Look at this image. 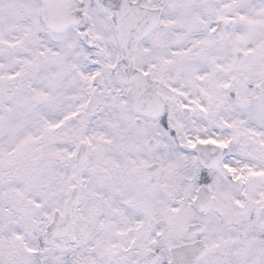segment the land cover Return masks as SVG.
Segmentation results:
<instances>
[{"label": "snow or ice", "instance_id": "1", "mask_svg": "<svg viewBox=\"0 0 264 264\" xmlns=\"http://www.w3.org/2000/svg\"><path fill=\"white\" fill-rule=\"evenodd\" d=\"M0 264H264V0H0Z\"/></svg>", "mask_w": 264, "mask_h": 264}]
</instances>
